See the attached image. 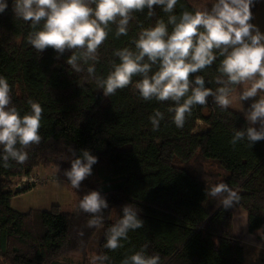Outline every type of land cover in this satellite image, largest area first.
<instances>
[{
  "label": "trees",
  "instance_id": "16d2710c",
  "mask_svg": "<svg viewBox=\"0 0 264 264\" xmlns=\"http://www.w3.org/2000/svg\"><path fill=\"white\" fill-rule=\"evenodd\" d=\"M12 3L8 0L7 10L0 13V76L11 85L13 104L21 114L30 111L29 100L44 111L42 140L28 150L29 160L23 165L11 162L8 168L0 163V264H88L89 255L101 254L110 257L106 264H121L145 244L146 253L159 254L161 264H245L243 246L233 232L234 208L246 211L249 232L260 230L264 246V140L233 147L234 131L246 127L242 112L221 111L209 98L177 128L167 113L168 103L143 101L131 86L104 97L86 72L74 73L66 64L70 52L57 59L53 49L39 54L26 42L32 29L14 17ZM195 9L189 0H179L176 14ZM159 19L167 21L159 7L151 18L147 10L135 13L128 35L119 38L113 26L99 52L97 75L106 76L111 62H118L115 49L134 48L138 32ZM218 64L219 59L199 73L213 89L210 81ZM157 109L165 112V119L153 131L149 117ZM85 148L98 162L76 190L64 171L73 158L70 149L79 154ZM38 167L57 170L76 195L72 211L58 204L26 213L11 208L12 196L32 187L23 177ZM218 183L239 193L233 208L225 210L218 199L206 195ZM93 189L109 202L101 228L87 227L91 216L78 209L79 200ZM126 203L141 209L144 227L130 231L122 248L108 250L105 233Z\"/></svg>",
  "mask_w": 264,
  "mask_h": 264
},
{
  "label": "clouds",
  "instance_id": "9594fccd",
  "mask_svg": "<svg viewBox=\"0 0 264 264\" xmlns=\"http://www.w3.org/2000/svg\"><path fill=\"white\" fill-rule=\"evenodd\" d=\"M255 2L209 0L194 11L183 10L177 15L179 0H13L12 11L15 18L30 25L26 42L36 52L51 48L57 59L70 52L66 64L74 73L86 72L104 97L131 86L143 101L168 103L167 113L177 128H183L193 109L206 106L209 98L221 111L240 105L246 127L235 130L230 143L235 147L247 141L252 147L264 140V31L253 23ZM157 7L167 15V21L159 19L142 28L132 40L134 48L115 49L113 56L118 62H111L106 76H98L99 52L113 26L116 38L127 36L135 13L147 10L151 18ZM7 8L8 0H0V13ZM218 59L217 74L210 81L216 85L213 89L199 73ZM28 105L30 111L21 114L13 104L11 85L0 76V163L5 168L11 162L25 164L28 150L41 143L44 110L32 100ZM164 119L165 112L159 109L150 115L153 131L159 130ZM70 151L73 158L64 176L79 190L92 175L98 157L86 148L79 154ZM206 195L218 199L225 210L240 201L239 193L226 183L212 186ZM108 208L107 198L98 189L87 191L78 203V209L91 216L89 228L103 226V212ZM140 212L131 203L122 206V216L105 233L106 249L122 248L130 231L144 227ZM147 247L145 244L126 256L121 264H161L159 254L148 255ZM109 261L107 255H93L90 264Z\"/></svg>",
  "mask_w": 264,
  "mask_h": 264
},
{
  "label": "rangeland",
  "instance_id": "374dc122",
  "mask_svg": "<svg viewBox=\"0 0 264 264\" xmlns=\"http://www.w3.org/2000/svg\"><path fill=\"white\" fill-rule=\"evenodd\" d=\"M189 1L195 8L209 3V0ZM259 3L261 4V1ZM258 8L261 14L262 6L259 5ZM239 108L240 105H237L232 109L239 111ZM26 177H23V181L28 180L29 185H32V187L20 193H15L12 196L10 201L12 209L26 213L30 211L48 210L56 204L60 205L61 209L65 211H72L75 208L77 201L76 195L70 191L66 183L60 178V175L57 174L56 169L51 167H38ZM31 179H35V182L30 181ZM19 182L24 183L22 179ZM232 222L233 232L244 249L245 264H264V246L258 237L261 231L254 230L252 233L249 232L246 211L242 208H234ZM100 233L101 229L94 235V244H96ZM91 257L92 255L88 256V264L90 263Z\"/></svg>",
  "mask_w": 264,
  "mask_h": 264
},
{
  "label": "crops",
  "instance_id": "0c3cea01",
  "mask_svg": "<svg viewBox=\"0 0 264 264\" xmlns=\"http://www.w3.org/2000/svg\"><path fill=\"white\" fill-rule=\"evenodd\" d=\"M259 1H261V4L259 3ZM259 1H258L259 4L257 3V11L254 14L253 23H255L256 25H258L259 28L261 29V31H264V2H262L263 0H259ZM259 5L262 6V10H261L262 12H261V14H260L259 8H258ZM247 104H248V102L245 103V107H247ZM258 231H260V230H258ZM260 235L261 234H259L258 237H260Z\"/></svg>",
  "mask_w": 264,
  "mask_h": 264
},
{
  "label": "built area",
  "instance_id": "2783aa9c",
  "mask_svg": "<svg viewBox=\"0 0 264 264\" xmlns=\"http://www.w3.org/2000/svg\"><path fill=\"white\" fill-rule=\"evenodd\" d=\"M30 181H33V179H31Z\"/></svg>",
  "mask_w": 264,
  "mask_h": 264
}]
</instances>
